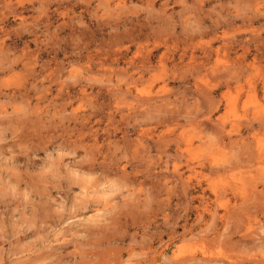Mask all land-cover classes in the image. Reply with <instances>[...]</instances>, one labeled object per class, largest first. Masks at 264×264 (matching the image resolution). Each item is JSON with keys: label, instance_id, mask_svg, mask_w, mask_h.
Returning <instances> with one entry per match:
<instances>
[{"label": "rangeland", "instance_id": "374dc122", "mask_svg": "<svg viewBox=\"0 0 264 264\" xmlns=\"http://www.w3.org/2000/svg\"><path fill=\"white\" fill-rule=\"evenodd\" d=\"M0 264H264V0H0Z\"/></svg>", "mask_w": 264, "mask_h": 264}, {"label": "bare ground", "instance_id": "6f19581e", "mask_svg": "<svg viewBox=\"0 0 264 264\" xmlns=\"http://www.w3.org/2000/svg\"><path fill=\"white\" fill-rule=\"evenodd\" d=\"M111 81V80H110Z\"/></svg>", "mask_w": 264, "mask_h": 264}]
</instances>
